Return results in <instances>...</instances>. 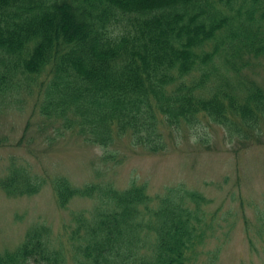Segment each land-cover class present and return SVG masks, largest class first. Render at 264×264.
<instances>
[{
	"label": "trees",
	"instance_id": "trees-1",
	"mask_svg": "<svg viewBox=\"0 0 264 264\" xmlns=\"http://www.w3.org/2000/svg\"><path fill=\"white\" fill-rule=\"evenodd\" d=\"M263 62L264 0H0V106L31 98L41 126L102 147V161L118 162L119 139L164 150L205 121L242 148L260 142ZM46 183L58 208L96 203L71 211L61 237L31 225L0 264H214L199 258L216 212L198 190L75 185L14 156L0 178L12 197Z\"/></svg>",
	"mask_w": 264,
	"mask_h": 264
},
{
	"label": "rangeland",
	"instance_id": "rangeland-1",
	"mask_svg": "<svg viewBox=\"0 0 264 264\" xmlns=\"http://www.w3.org/2000/svg\"><path fill=\"white\" fill-rule=\"evenodd\" d=\"M32 103L27 98L20 106H0V138L5 142L0 146V178L14 156L32 171L63 174L75 185L102 179L123 188L135 179L146 182L153 194L182 183L211 199L204 208L216 212L200 260L215 256L214 264H264V135L242 148L235 135L228 140L224 128L205 121L196 128L185 126L175 144L170 141L164 150L150 151L119 139L113 148L120 152L118 162H107L101 160L102 147L41 126ZM95 203L76 197L58 208L49 183L21 197L0 188V251L14 248L41 221L61 237L63 225L71 223V211L90 210ZM66 264L74 263L67 258Z\"/></svg>",
	"mask_w": 264,
	"mask_h": 264
}]
</instances>
